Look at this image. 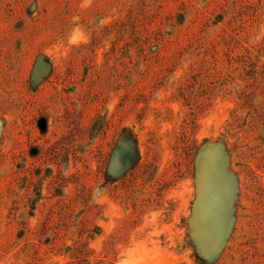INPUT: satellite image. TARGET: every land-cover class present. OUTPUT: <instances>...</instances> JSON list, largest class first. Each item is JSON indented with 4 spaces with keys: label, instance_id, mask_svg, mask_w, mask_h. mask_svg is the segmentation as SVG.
I'll return each instance as SVG.
<instances>
[{
    "label": "rangeland",
    "instance_id": "374dc122",
    "mask_svg": "<svg viewBox=\"0 0 264 264\" xmlns=\"http://www.w3.org/2000/svg\"><path fill=\"white\" fill-rule=\"evenodd\" d=\"M99 261L264 264V0H0V264Z\"/></svg>",
    "mask_w": 264,
    "mask_h": 264
},
{
    "label": "trees",
    "instance_id": "16d2710c",
    "mask_svg": "<svg viewBox=\"0 0 264 264\" xmlns=\"http://www.w3.org/2000/svg\"><path fill=\"white\" fill-rule=\"evenodd\" d=\"M80 249V246L75 248V256H77L78 259H80L79 256H82V251ZM98 264H106V261H99Z\"/></svg>",
    "mask_w": 264,
    "mask_h": 264
}]
</instances>
